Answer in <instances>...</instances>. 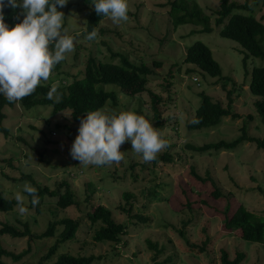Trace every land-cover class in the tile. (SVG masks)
<instances>
[{"label": "rangeland", "instance_id": "rangeland-1", "mask_svg": "<svg viewBox=\"0 0 264 264\" xmlns=\"http://www.w3.org/2000/svg\"><path fill=\"white\" fill-rule=\"evenodd\" d=\"M168 1L128 0L129 21L117 25L104 17L97 25L98 38L94 41L87 40L84 34L91 3L68 0L63 8L57 6L65 16L64 28L74 37L75 50L66 53L58 70L52 72L48 80L50 87L57 80L69 82L73 77H80L89 55L117 63L118 59L109 54L119 52L131 61L146 64L151 73L146 75L143 91L136 92L137 95L128 92L140 87L141 81L124 91L104 84L105 90L116 92L118 102L112 108L107 101L100 109L117 112L140 109L141 114L168 140L170 147L163 152H168L170 160L145 163L131 150L128 141L120 149L124 159L119 164L81 165L70 155L80 121H73L68 109L53 114L47 105L25 109L16 102L11 107L4 106L2 124L8 129V135L0 133V194L15 199L16 192L21 191L26 197L24 206L28 212L21 215L16 206L0 212V222L11 223L17 228H21V222H26L31 232L40 233L49 220L62 217L78 220L74 237L58 244L54 255L47 260H41V257L54 237L28 242L26 237L0 235V245L14 253L29 245L28 252L18 261L2 257L4 264H47L60 253L100 255V259L92 264H219L220 249H225L230 258L236 251L243 252L240 264H264L259 244L242 240L239 230L228 231L223 227L224 212L230 215L240 203L255 215L264 216V149L256 148L249 141L230 150L204 153L192 152L185 146L186 143L202 145L232 140L240 134L246 114L252 115L246 120V134L258 138L264 135V119L253 107V100L257 97L249 92V77L243 75L242 48L218 35L221 26L214 25L215 14H212L218 7V0H190L209 16L210 31L196 33L192 32L200 26L181 24L172 27L167 13ZM234 1L250 8L233 12L251 14L264 24V0ZM18 15L22 20L20 7ZM196 40L209 48L220 66L221 75L230 78L225 89L221 88L222 79L210 77L197 67L182 62L185 49ZM263 65L264 59L249 57L247 60L248 70ZM191 68L193 70H188ZM228 89L232 90V111L240 117H222L210 128L186 129V122L199 105L198 92L203 91L212 101L224 106L225 90ZM148 91L160 97L157 118L153 116ZM190 166L200 175L208 171L222 196L213 198L210 184L194 180L189 173ZM2 173L15 180L4 178ZM21 174H29L35 183L49 189L65 179L76 203L64 209L57 208L54 204L56 198L45 195L35 208L29 195L22 192L23 182L30 181L26 178L20 180ZM31 185L35 187L33 183ZM124 192L131 194L126 201L131 205L129 215L120 208L126 205L122 197ZM87 194L89 196L84 199ZM96 205L108 208L111 218L125 225L126 232L120 236L119 243L92 240L95 225L90 223L86 213ZM138 214L148 217L147 220H137L134 215ZM60 229L61 226L57 225L56 234ZM178 230L183 231L184 238ZM204 234L209 240L200 252L197 248L201 246ZM147 240L156 242L161 249L154 258Z\"/></svg>", "mask_w": 264, "mask_h": 264}, {"label": "trees", "instance_id": "trees-1", "mask_svg": "<svg viewBox=\"0 0 264 264\" xmlns=\"http://www.w3.org/2000/svg\"><path fill=\"white\" fill-rule=\"evenodd\" d=\"M80 1L84 4L91 3V9L85 18L84 34L87 37V34L91 32L93 28H97L99 21H101L104 16L96 14L92 0ZM253 2H255V0H253ZM249 8L250 7L245 3H238L234 0H218V7L212 11V14H215L213 19L214 25L221 26L218 30V35L236 42L242 48L243 56L241 57V65L243 68V75L249 77V92L257 97L253 100L254 110L264 119V65L252 66L249 70L247 69V60L249 57L264 59V44L262 43L264 24L260 19L255 18L251 14L233 12L235 9L247 10ZM18 10L19 7L13 9L8 6H5L3 9L4 22L8 24L9 27L21 21ZM167 13L173 28L181 24H192L200 26V29L192 33L209 32L211 29L209 25V16L202 11L195 1L169 0ZM109 55L111 58H117V63L112 61H101L95 56L89 55L84 62L80 77H73L69 82H64L62 79L57 80L59 81V88L57 91V94L60 96L59 102H56L55 98L48 99L47 94L51 87L47 81L46 83L41 82L36 90L30 96L19 101V104L25 109L37 105H47L51 107V112L53 114L68 109L71 119L75 122H79L87 112L102 108L107 101L112 108L117 104L118 99L116 92L113 90H105L103 88L104 84L114 85L117 89L124 91L127 88H131L130 86L136 82L141 81L142 84L140 87L132 88L128 92L134 95L136 92L139 94V92L143 91L144 84L146 83V75L151 73V69L142 62L129 60L127 56L119 52H110ZM182 62L197 67L210 77L222 79V89H225L226 82L230 80L228 76L221 75L220 66L213 59L211 51L198 40L192 42L185 49ZM58 68L59 63L52 72H56ZM188 70L193 69L191 68ZM148 93L150 95L153 116L157 118L159 115L157 104L160 97L151 91H148ZM231 94V89L225 90L226 104L222 106L219 102L212 101L203 91L198 92L200 98L199 105L195 108L189 121L186 122V129L197 130L201 128H210L215 126L222 117H240L239 114L232 111ZM13 104L14 103H9L7 99L0 94V133L3 136L8 135V129L2 124V120L5 118L3 107H11ZM133 112L142 115L140 109H135ZM194 117L199 119L200 122L196 124L191 123ZM244 117L240 134L232 140H218L216 142L203 143L202 145L186 143V148L192 152L204 153L209 150H230L243 141H249L254 143L256 148L264 149V135L258 138L246 134V120H250L252 115L246 114ZM159 160L168 162L170 160V155L168 152H163L153 161L157 162ZM189 173L197 182H208L210 184L212 188L211 196L213 198L222 196L208 171L200 175L190 166ZM1 175L6 179L15 180L14 178H9L4 173ZM25 178L34 184L37 189L39 201H41L45 195L48 197H55V207L61 209L76 203L70 184L65 179H62L55 188L49 189L45 185L35 183L29 174H21L19 177L20 180ZM88 196L89 194H87L84 199H87ZM130 196L131 194L122 193L126 205L120 208L123 212L127 213V215L130 214L131 205L126 201ZM31 199L32 197L29 196L30 201ZM16 206L17 202L14 198L4 197L0 194V212L12 210ZM37 206L38 205H36L35 208H37ZM86 215L90 223L95 225L91 236L92 240L95 242L108 241L111 243H119L120 236L126 232L125 225L115 222L111 218L110 210L105 206L96 205L92 207L91 211L87 212ZM134 216L137 220L142 222L148 218L140 214ZM20 225L21 228H17L11 223L0 222V235L7 234L17 238L26 237L28 242L44 237H54V241L49 245L47 251L41 257V260H47L54 255L58 244L74 237L78 227V220L70 217L49 220L45 229L40 233L31 232L26 222H21ZM57 225L61 226V229L56 234L55 228ZM223 227L228 231L239 230L242 240L259 244L264 254V216L255 215L240 203L230 215L224 212ZM178 234L183 237L182 230H178ZM208 240L209 236L204 234L201 246L197 248L198 251L201 252L206 248ZM147 245L149 249L153 250V258L160 253L161 249L157 246L156 242L147 240ZM190 246L196 247L195 244H191ZM28 250L29 245L25 250L14 253L6 250L0 245V264H4L1 260L2 257H9L11 261H18ZM243 258L244 253L241 251H236L234 256L230 258L225 249H220L219 264H240ZM98 259H100V255L88 254L74 256L68 253H60L47 264H92L94 260Z\"/></svg>", "mask_w": 264, "mask_h": 264}, {"label": "clouds", "instance_id": "clouds-1", "mask_svg": "<svg viewBox=\"0 0 264 264\" xmlns=\"http://www.w3.org/2000/svg\"><path fill=\"white\" fill-rule=\"evenodd\" d=\"M68 0H0V94L9 103H16L30 96L42 81H48L55 66L65 59L66 53L75 50L74 37L64 28L63 8ZM97 15L109 18L114 24L129 21L128 0H92ZM5 6L23 10V19L9 27L4 22ZM87 40L98 38L93 28ZM59 81L52 84L48 99L60 101L57 94ZM193 118L191 123H199ZM130 141L131 150L143 162L155 160L170 147L163 133L143 115L130 110L89 111L80 119L78 134L72 142L70 155L85 166L102 167L119 164L124 159L121 147ZM22 192L32 197L31 204H39L37 189L24 181ZM21 191L15 194L21 215L28 209Z\"/></svg>", "mask_w": 264, "mask_h": 264}]
</instances>
